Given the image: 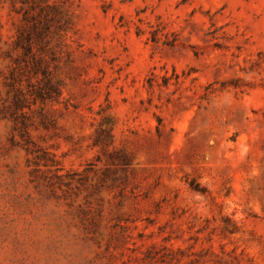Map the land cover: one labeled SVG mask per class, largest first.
Returning a JSON list of instances; mask_svg holds the SVG:
<instances>
[{
	"label": "rangeland",
	"instance_id": "1",
	"mask_svg": "<svg viewBox=\"0 0 264 264\" xmlns=\"http://www.w3.org/2000/svg\"><path fill=\"white\" fill-rule=\"evenodd\" d=\"M0 264H264V0H0Z\"/></svg>",
	"mask_w": 264,
	"mask_h": 264
},
{
	"label": "trees",
	"instance_id": "2",
	"mask_svg": "<svg viewBox=\"0 0 264 264\" xmlns=\"http://www.w3.org/2000/svg\"><path fill=\"white\" fill-rule=\"evenodd\" d=\"M26 38H27V39H26L25 43L21 42V44H22V46L24 47L26 54H28V53H30V52L32 51L33 44H32V42L30 41V40H31V37H30V36H27ZM18 41H21V35H20V38H19ZM17 104H18V105H21L22 102H21V101H18Z\"/></svg>",
	"mask_w": 264,
	"mask_h": 264
}]
</instances>
